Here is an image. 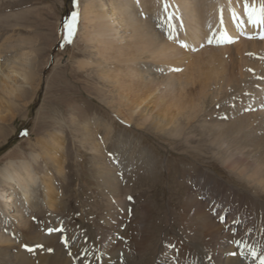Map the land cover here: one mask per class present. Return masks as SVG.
<instances>
[{"label": "bare ground", "instance_id": "1", "mask_svg": "<svg viewBox=\"0 0 264 264\" xmlns=\"http://www.w3.org/2000/svg\"><path fill=\"white\" fill-rule=\"evenodd\" d=\"M244 2L245 0H83L80 7V39L84 47V57L75 61L76 68L79 71L97 69L100 78L110 83L112 87L109 90L110 101L117 102V110L121 116L129 120V123L135 120L161 133L183 136L186 143L195 138L193 136L191 139L189 136L194 134L200 126L208 140V144H202L203 150L212 149L215 155L213 149L218 147L219 152L215 155L216 159H220L226 169L254 191L249 193L252 201L248 202L245 194L241 196L235 193V187L231 186L227 189L224 186L226 183L212 181L209 171L208 173L189 174L190 179L197 183L198 190L211 196L205 200L198 199L200 192L195 193L192 187L182 184L186 194L177 193V198L174 202L172 201L180 208L176 220L180 221L182 226L193 225L195 218L200 215L204 216V224L199 226L200 231L204 233V242L201 247L199 243L185 236L186 234L176 233L179 234V239L189 238V246L185 245V248L189 250L182 251V254L195 255L197 264H214V262L242 264L237 257H224L222 254L226 247L228 251L232 248L229 243L226 244L225 237L228 234L224 232L222 225L206 211L209 201L215 198H220L222 202L233 201L236 211L258 216L264 227V202L260 199L261 196L264 198V156L261 157L264 155V110H262L264 106L259 105L262 104L264 91L256 88V85L264 88V40L258 39L257 35L248 38V34L258 33L256 31L259 28L248 22L243 7ZM248 2L251 3L252 0ZM165 4H167V9L164 7ZM161 22L168 28L166 34L158 31V24ZM225 31L228 36L237 38L238 43L235 46H221L218 45L220 42H213L218 39L215 40L212 37L217 35L220 38V34ZM211 32L214 33L210 37ZM209 37L211 43H209ZM11 45H6V48L8 46L11 49ZM181 45L189 46L192 52L190 51L186 56L183 53L186 49ZM23 50L20 53L15 52L3 63L0 62V73L3 75L0 76V93L3 94L0 95V121H5V116L1 114L3 105L11 110L10 115L14 114L12 107L15 101H10L5 97V88H9L7 92L11 95L14 90L30 92L39 86L37 80L41 72L38 71L37 51L33 48L28 51ZM2 53H4L3 49L0 50V54ZM180 64L184 66L178 71L181 68L178 66ZM39 78L41 79V76ZM154 91H159V98L164 101L159 116H154L152 111L146 112V108L142 109V101L146 98L144 95L154 93ZM19 96L20 93L15 94L16 98ZM221 96L228 104L223 106L224 110H220L222 112L218 115H212L207 107ZM208 97H212L210 103L207 101ZM208 115H211L212 120H207ZM155 117L158 118L155 119ZM156 120L160 122L154 123ZM69 122L71 125H77L76 116L71 115ZM81 128L80 135L83 136L84 142L90 145L93 152L99 154V161L94 162L92 173L95 172L94 176L97 175V179L102 182L103 187L99 190L109 200L108 205L106 204L107 212L102 225L104 227H101L104 231L102 233L100 230L99 237H94L95 252L92 255L95 254V256L93 258L88 253H84L80 245H73L74 241L78 242L73 239L72 233L69 238H65L67 243L63 240L64 237H58L57 246H54L57 259L52 262L53 264H85V262L88 264L87 261L89 264H102L99 256L111 255L110 251L116 243H108L106 238L113 232H121L124 222L128 225L130 223L127 213H123L120 206L116 207L117 210L120 209V212L116 210L114 215L112 211L115 203L116 205L123 204L124 198L131 193L130 188H125L121 184L120 173L129 171V164L131 162L133 164V159H138L142 161L140 163L137 161L135 165H141L143 168L142 165L146 164L144 172L149 174L150 179H161L162 175L156 165L158 161L147 158L149 154L147 155L140 146L139 141H128L129 138L122 133L118 136L115 134L113 122L95 115L90 123L83 124ZM99 135H101V140L98 138ZM112 138L117 143L111 150L113 154H107L110 156L108 161L105 151L112 144ZM65 139L61 126L58 130L46 131L34 142L31 140L30 150L32 152L29 155L22 152L23 159H10L0 167L1 206L12 205L16 194L20 193L21 196L18 199L24 198L28 209H36L35 211L38 212L41 206L47 213L60 210L61 204L57 203L59 198L55 193L57 188L54 187L53 178L50 175L49 163L56 165L57 174L65 172L66 159L63 157ZM122 146L129 148L130 153L120 148ZM259 146L263 149L260 153L255 151ZM117 148L123 151L124 157L119 154ZM137 148L142 152L135 155ZM41 161L45 163L44 168L47 170L43 176L38 172ZM193 169L195 170V167ZM182 177L186 180L185 175ZM39 187L45 193L42 201H39L36 195ZM150 188L152 187L148 186V192L152 196L155 191L157 193L159 191L157 186L152 188L155 191ZM157 197L160 201L154 203L152 202L154 200L148 198L152 203V215L163 209L164 199L158 194ZM13 205L16 208L13 216L19 220L18 225L25 231L32 230V228H27L29 224L24 212L20 209V204ZM226 206V204L221 205L222 208ZM245 207L248 209H243ZM142 208V211L146 212V204H143ZM233 213L239 214V212ZM145 218L146 215L143 214L138 219V224L135 225L136 228L132 227L133 233L129 237L126 235L127 237L122 236L117 239L124 244L123 249L121 248L124 254L123 256L112 255L115 258L111 261L113 264L122 263L121 257L124 256H126V264H156L155 253L153 255L146 253L147 251L143 255L138 253V249H141L139 243L143 239L142 236L147 226ZM238 219L245 224V227L242 226L245 229L251 226L246 224L248 222L246 215L235 216V220ZM136 220H132L130 226L135 224ZM52 225L55 223L51 221L45 223L47 228ZM86 244L88 243L84 242V245ZM12 245L11 237L0 234L1 256L9 257ZM67 251L71 253L68 254ZM21 254L16 253L17 256Z\"/></svg>", "mask_w": 264, "mask_h": 264}, {"label": "rangeland", "instance_id": "2", "mask_svg": "<svg viewBox=\"0 0 264 264\" xmlns=\"http://www.w3.org/2000/svg\"><path fill=\"white\" fill-rule=\"evenodd\" d=\"M82 1L83 0H79V22L76 34L71 43H66L63 40V21L70 16L73 10L72 0H0V46H2L0 50L3 49L5 53L0 54V62L3 63V61L9 59L15 52L20 53L22 49L28 51V49L32 50L33 48L37 51L39 56L38 71L41 72L39 73L41 79L38 77L37 80L39 86H37L34 91L26 87L30 92H17L14 90L13 94L8 95L7 91H9V88H5V97L10 101H15V104H13L12 107V112H14L13 115H10L11 110L6 105L2 107L1 114L5 116V121H0V167L4 166L10 159H23L22 152H24L25 155H29V153L32 152V150H30L31 140L34 142L37 137L44 135L46 131L58 130V127L61 126L62 135L66 138L65 155H63L66 159V173L57 174L56 165L49 163V169L51 170L50 175L53 178L54 187L57 188V192H55L59 198L57 203L60 202L61 204L60 210H56V212L49 211L47 213L41 206L38 212L35 211L36 209H28L25 205L24 198L18 199L19 196H21L20 193L16 194V198L12 201V205H0V234H6L11 237L13 243L12 251L8 254L9 257L5 258L0 255V264H53L52 262L57 259L54 251V246H57L56 243H58L57 238H63L64 235L54 231L49 233V227H45V223L48 221L54 222L55 225H57L60 223V219H63V221L69 223L68 225L65 224L67 228L73 231L79 229V239H77V242L85 238L81 230L85 231L88 229L87 234L90 237V241H93L94 237H99L101 227H104L102 225L104 224V218L107 212L106 207L109 200L107 196H104L99 190L103 187L102 182L100 179H97V175L94 176L95 172L92 173L95 166L94 162L99 161V154L93 152L90 145L84 142L83 136L80 135L83 124L90 123L95 115L113 122L116 130L115 134L117 136L122 133L129 138L128 141H139L140 146H142L147 155L149 154L147 158L158 161L156 165L159 168L158 171L162 173L161 179H150V177H148L149 174L144 172V166L146 164L142 165V168L141 165H135L137 161L140 163L142 160L133 159V164L132 162L129 164V171H123L119 175L121 184L125 186V188H130L131 193L124 198L123 204L116 205L115 203L113 205L115 208L112 209L115 215V211L117 210L116 207L120 206L119 208L121 211L123 209L124 213H127V216H134L128 217L130 221L129 226L132 220L135 221L137 219L135 224L132 223L133 225L130 226V229H133L132 227L138 224L137 221L143 214L146 215L145 220L147 219V226L142 236V240H144V238L145 240H141L142 242L140 241L139 247L141 246V249H138V253L141 255L146 253L153 255L155 253L156 264L159 258L158 254L163 249L161 244L163 243L165 247L168 246L170 239L175 237L177 232L186 234L185 236H188L190 240H193L197 244L199 243L198 245L200 247L204 242V233L200 231L199 227L204 224L203 215L197 217L198 219L195 218L192 222L193 225L190 224L187 227L182 226L179 223L180 221L176 220L180 208L173 202L177 198V193H181V195L186 194V190L183 188L182 184L186 185L187 182L183 180V175H185L186 178H190L188 176L189 173H208L209 171L213 176H211L212 181L217 180L219 183L228 184L224 185L227 189L233 186L235 187V193L241 196L245 194L248 200H250L249 202L252 201L250 194L254 191L250 186L242 182L237 176L226 169L219 159L221 157L218 158L220 161L216 159L215 155L219 152V149H217L218 147L213 149L215 155L211 151L212 149L210 151L207 149L203 150L204 146H202V144H208V140L200 126L197 127L194 134L189 136L191 139L193 136H195V138L186 143L183 136L177 137L169 133L166 134V132L161 133L159 130H155V128L151 126L146 127L144 123L140 124L135 122V120L129 123V120H125L121 116V113L118 112L117 102L110 101L111 94L109 90H111L112 87L109 82L100 78L97 69L79 71L76 68L75 61L78 58L84 57V47L80 39V7ZM158 27L160 33L166 34L168 32V28L165 27L162 22L158 24ZM212 35L213 34H211L210 37ZM212 38L215 40L218 39L213 42H220L218 45L221 46H235L238 43L237 38L234 37H231L234 41L233 44H231V42L221 41V38L217 35ZM6 45H11L12 48L9 49L8 46L6 48ZM13 48L15 50H12ZM183 48L186 49L183 50L186 56L189 55L190 51L192 52L189 46H183ZM178 66L181 67L178 69V71H180L184 64ZM12 75L15 76L14 74ZM0 76L3 75L0 73ZM8 81L10 82V80ZM16 93H20L18 98L15 97ZM0 95H3L2 92ZM159 95V91L145 94L144 96H146V98L142 101V109L146 108V112L152 111L154 116H159L161 107L164 105V101L160 100ZM115 96L117 97V95ZM207 101L210 103L212 97H208ZM118 102L120 101L118 100ZM225 104H228V102H226V100L224 101V98L221 96L217 101H212L207 109L212 115L214 114L216 116L224 110L223 106ZM71 115L76 116L77 125L70 124L69 119ZM210 116L211 115L207 116V120H212ZM156 118L158 117H155V119ZM159 120H156L154 123L160 122ZM100 136L101 135H99L98 138L101 140ZM115 143L117 142L112 138V144L109 145L105 151V156H107L106 159H108V161L110 160V156L107 154H113L111 150L114 149ZM199 146L201 148H199ZM120 148L130 153L129 148L123 146ZM117 150L119 154L124 157L123 151L118 148ZM37 151L39 150L37 149ZM140 151L141 150L137 148L135 155L142 152ZM255 151L260 153L263 149H260L259 146ZM262 156L264 155H261V157ZM44 164L43 161L39 162L40 166L38 167V172L41 176L47 171L44 168ZM193 167H195V170ZM175 168L177 170H175ZM197 170L199 172H197ZM177 185H180V187H177ZM148 186L152 188L157 186L159 189L158 193L150 188L152 191H155L152 196V194L148 192ZM157 194L160 198L164 199L163 209L159 213L158 211L156 213L154 212L152 215V203L148 198L150 197L151 200H154L152 201L153 203L155 201H160ZM36 195L39 201H42L45 193L43 189L39 187L38 191H36ZM129 197H131V199H129ZM173 197L175 198L173 199ZM260 199L264 202L262 196ZM15 203L20 204V209L24 212L29 224L27 228H32V230L25 231V229L23 230V228L18 225L19 220L13 216L16 211L13 205ZM143 204H146V212L145 210L142 211ZM117 211L120 212V210ZM162 211H164V213H162ZM162 216H164V221ZM168 221L172 225H169L167 223ZM55 225H52L50 229H55ZM123 225H125V222ZM79 227H81V229ZM121 230V232H115V236L113 232L106 238L108 243L116 242L113 245V249L110 251L112 255H119V250H122L124 247L123 242H119L117 239L122 236L127 237L126 235L129 237L130 234L133 233V230H131L130 234H128L129 231L127 228L125 230V227H122ZM101 231L103 233L104 229ZM134 233H136V231H134ZM136 234L140 233L138 232ZM63 240H65V238H63ZM25 245L33 250L31 252L28 251ZM202 247L204 246L202 245ZM16 253L22 254L17 256ZM81 257H83V255ZM105 259L108 260V258Z\"/></svg>", "mask_w": 264, "mask_h": 264}, {"label": "snow or ice", "instance_id": "3", "mask_svg": "<svg viewBox=\"0 0 264 264\" xmlns=\"http://www.w3.org/2000/svg\"><path fill=\"white\" fill-rule=\"evenodd\" d=\"M73 10L71 11L70 16L65 18L63 21V30H64V36L63 40L66 43H71L73 40V37L76 34L77 31V25L79 22V0H72ZM165 9H167V4L164 5ZM244 11L247 14L248 22L258 28H260L259 35L262 39H264V0H252L251 3L248 2V0H245L244 2ZM233 15H235V12H233ZM171 39V37H169ZM221 41H227L232 42V38L228 36L227 32H222L220 34ZM211 39H209V43H211ZM186 46V45H185ZM26 135V133H25ZM131 199V197H129ZM221 220H224V217H221ZM49 233L52 231H61L63 232V228L59 229H48ZM65 242L67 243V240L65 239ZM233 243L240 244L241 242L239 240H234ZM25 247L28 249V251H32V248H29L27 245ZM255 251H253V255H255ZM235 255V253H233ZM260 264H264V255H261V261Z\"/></svg>", "mask_w": 264, "mask_h": 264}]
</instances>
